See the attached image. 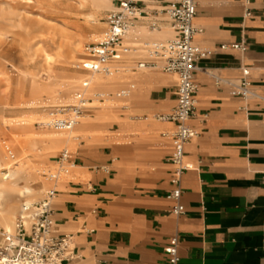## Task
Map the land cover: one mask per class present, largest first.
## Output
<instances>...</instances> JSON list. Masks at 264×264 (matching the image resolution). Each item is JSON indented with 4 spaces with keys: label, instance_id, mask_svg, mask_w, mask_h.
Wrapping results in <instances>:
<instances>
[{
    "label": "crops",
    "instance_id": "0c3cea01",
    "mask_svg": "<svg viewBox=\"0 0 264 264\" xmlns=\"http://www.w3.org/2000/svg\"><path fill=\"white\" fill-rule=\"evenodd\" d=\"M140 6L138 30L156 22L148 37L173 36L162 2ZM193 23L202 29L194 43L206 55L193 75L190 125L197 135L185 147L193 168L180 181L184 213L173 215L168 197L171 138L164 133L173 123L153 117L175 105L174 74H139L137 62L160 59L122 57L121 48L111 67L133 73L134 82L118 92L129 96L120 109L131 116L128 128L140 132L126 136V127L115 124L110 134L69 150L77 175L55 182L52 202L58 233L72 235L64 264H167L164 246L172 235L178 264H264V0H196ZM130 39L126 51L140 40ZM241 41L244 51L229 46ZM215 76L228 83L216 84ZM242 78L255 95H238L231 83ZM96 95L101 101L105 94Z\"/></svg>",
    "mask_w": 264,
    "mask_h": 264
},
{
    "label": "rangeland",
    "instance_id": "374dc122",
    "mask_svg": "<svg viewBox=\"0 0 264 264\" xmlns=\"http://www.w3.org/2000/svg\"><path fill=\"white\" fill-rule=\"evenodd\" d=\"M0 1L12 5L8 9L7 4H0V170L15 169L14 179L19 187L26 185L31 189V194L24 196L17 190L10 192L14 196L11 200L13 222L23 202L40 200L56 181L70 179L77 173L75 168L59 169L56 158L60 151L74 150L81 140L89 137L110 134L115 124L126 127V136L140 131L128 128L133 124L131 116L120 109L128 107L129 96H118L122 88L134 82L131 78L134 74L117 72L114 66L108 73L93 74L76 67L87 57L86 47L98 40L106 26V14L116 8L119 0H111V7L100 8L93 17L90 16L94 12L92 8L81 6L78 0ZM155 32L143 26L136 33L140 40L129 51L123 42L122 57H156L155 45L173 36L171 32L165 38L148 37ZM78 39L79 50L70 58L66 43ZM154 69L159 70L158 67L142 68L138 73ZM91 75L94 77L90 80ZM174 78L176 81V75ZM85 80L89 83L83 87ZM34 84L55 89L52 95L37 94L32 91ZM66 89L70 92L66 93ZM96 93H104L103 100ZM81 96L88 99V110L81 114L71 131L44 124L57 107L74 104ZM53 173L57 174L56 181L49 178ZM0 228L5 229L1 223Z\"/></svg>",
    "mask_w": 264,
    "mask_h": 264
},
{
    "label": "built area",
    "instance_id": "2783aa9c",
    "mask_svg": "<svg viewBox=\"0 0 264 264\" xmlns=\"http://www.w3.org/2000/svg\"><path fill=\"white\" fill-rule=\"evenodd\" d=\"M152 0H119L116 8L105 16V29L97 41L86 47L87 57L80 60L77 68L90 74L108 73L113 61L121 57L122 41L130 27L135 26L142 15L141 4ZM162 2L164 13L173 31V37L164 43H158L154 55L160 59L158 65L154 61H139L138 68H157L163 72L176 75V101L173 108L166 113H158L153 117L159 121H170L173 128L165 132L171 138V149L167 162L171 166L170 183L172 189L168 197L173 205V215L184 213L180 202V181L183 173L193 168V164L185 160V147L196 137L197 130L190 125V119L195 112V94L197 85L193 75L197 69V61L206 53L194 43L196 34L202 31L194 25L196 0H155ZM248 0H246L247 2ZM246 15H250L249 9ZM151 29H158L156 22L150 23ZM226 45H222L225 47ZM232 48L244 51V41L231 43ZM216 84L228 83L221 76H215ZM238 95L246 97L255 95L251 83L242 78L237 83H231ZM88 85L85 80L83 87ZM122 95L127 94L125 90ZM88 99L79 97L74 104L62 105L51 112V117L44 123L46 126L69 131L78 122L81 114L88 110ZM134 118V117H133ZM59 169L74 167L70 151L63 149L56 158ZM54 181L57 174H49ZM56 194L53 187L45 191L43 197L31 203L23 202L15 216L10 230L0 228V264H64L71 256L72 235L58 233L53 220L52 202ZM178 237L172 235L164 246L167 254V264H178Z\"/></svg>",
    "mask_w": 264,
    "mask_h": 264
},
{
    "label": "bare ground",
    "instance_id": "6f19581e",
    "mask_svg": "<svg viewBox=\"0 0 264 264\" xmlns=\"http://www.w3.org/2000/svg\"><path fill=\"white\" fill-rule=\"evenodd\" d=\"M78 3L81 6H90L94 12L90 14L91 17L94 16V13L97 12L102 7H111L112 2L111 0H78ZM0 4H7V8H11L12 5L8 3L7 1H0ZM4 10V9H2ZM4 13H7L6 11ZM136 31H140L137 29L136 26L130 27L128 32L123 38V41L126 42V45L130 43V37L134 34H136ZM163 33V32H162ZM161 33V34H162ZM101 33L98 35L100 37ZM160 35V34H159ZM34 38V36H32ZM129 38V39H128ZM35 44L37 42H34ZM79 43L80 39L75 41H67L66 45L68 47V57L72 58L75 57L76 52L79 50ZM145 44H148L149 42L144 41ZM34 45V44H33ZM49 57L48 54H46V58ZM90 80L93 79L94 75L89 76ZM54 86H39L37 84H34L32 86L33 93H45L46 95H52L54 92ZM66 93H69V90H65ZM47 121V120H46ZM45 121V122H46ZM78 124V122L76 123ZM71 131V130H70ZM16 174L15 169H8L6 172L0 170V223L4 226L5 229L10 230L13 226L14 219L13 218V211H12V198L14 197L11 195L10 192H14L17 190L19 195L24 196L25 194H31V189L29 186L21 185L19 187V183L14 179ZM5 192H8V195L5 196ZM2 200V201H1ZM27 203L30 202V200L26 201ZM18 212V211H17Z\"/></svg>",
    "mask_w": 264,
    "mask_h": 264
}]
</instances>
